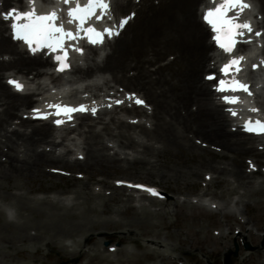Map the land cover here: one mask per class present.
<instances>
[{
	"label": "bare ground",
	"instance_id": "obj_1",
	"mask_svg": "<svg viewBox=\"0 0 264 264\" xmlns=\"http://www.w3.org/2000/svg\"><path fill=\"white\" fill-rule=\"evenodd\" d=\"M2 1L3 7L23 4V0ZM253 1L256 13L263 15L258 26L264 28V0ZM205 2L206 0H140L136 4L133 0H114L113 10L117 16L122 15V11L136 12L132 18L130 33L125 36L124 29L122 35L109 44L110 50L104 53L100 61H95V54L90 55L94 51L91 48L83 58L85 66L81 67L77 63L67 74L73 79L82 78L94 70L99 73L102 71L91 82H78L70 89L54 90L55 96L65 97L86 92L95 94L104 86L112 89L116 84L137 87L142 91L141 96L151 105L150 126L145 121L133 123L132 120L111 114L112 112L107 117L97 118L84 114L73 128L65 127L61 135L56 136L55 128L50 122L34 121L21 116L26 113L25 109L31 107L32 95L13 92L5 81H1L0 74V264H31L27 260L31 254L29 249L32 248L31 252L38 254L44 247L53 249L58 254L55 262L75 264L71 260L72 254L79 246L80 239L89 231L109 226L125 229L143 226L147 223V214H157L164 208L163 205L159 206L160 201L156 202V198L152 197H147L157 205L152 212L144 204L135 202L132 193L136 191L129 189L130 193H127L124 182L128 180L122 178L110 182L104 177L95 180L88 177V180H93L100 187L92 188L88 182H83L76 183L71 190H61L69 195H32V179L44 174L51 175L46 166L56 165L60 169L66 167L71 172L80 169L93 173L103 171L106 167H114L115 164L118 166L119 161H124V170L127 168L130 176L140 177L144 174L146 178H151L156 174L166 181L171 177L175 178L178 173L174 166L165 165L159 159L165 150H176L178 153L185 151L186 155H194L198 151L199 155L209 152L219 155L223 161L214 162L212 157L201 159L187 174L196 177V168L204 167L205 174L208 171L215 174L209 181L218 179L219 182L227 176L233 177L243 189L241 194L232 199L234 207L229 202L215 201V198H223L224 193H207V188L196 196L209 194L207 203H215L214 209L203 207L198 199L190 205L205 210L208 214L209 211L222 212L232 217L233 222L225 220V225L232 232V223L237 224L236 228L239 230L236 235L245 241L247 238L244 232L250 238L254 236L250 229L244 227L247 222L236 217V211L239 212V204L246 206L240 196L246 190L263 189L262 181H253L251 178L254 172L242 169L237 163L230 166L228 161H234L247 153L254 164L260 162L259 156L264 154V150H258L257 146L264 145V139L243 134L228 123L226 114L213 97L212 82L205 81L201 75L202 68L209 66L206 62L212 60L208 51L213 48L209 32L198 15L199 6ZM5 32V23L0 18V71L9 70L5 72V79L20 73L29 82L35 80L39 93L48 91L51 81L43 78L45 70L37 69L38 66L49 65L48 58L27 55ZM262 38L264 41V32ZM170 54L172 59L163 61ZM27 73L32 77H28ZM55 80L57 79L52 81ZM105 96H110V92L106 91ZM116 109L117 107L114 108ZM120 111L133 113L131 118L138 115V112H144L141 107H120ZM13 118H18V122L13 124ZM73 131H76L75 136L70 135ZM198 136L218 147L217 149L220 148L219 152H215L217 149H204L195 144L193 137ZM65 154L69 156L64 157ZM79 154L83 155L82 159L78 158ZM141 164H147L146 171L142 172ZM156 166L158 168L154 173ZM103 188L109 190V197L105 196L107 194ZM141 196L146 197L144 194ZM108 200H114L115 207L106 206ZM186 202L185 199L173 200L179 206ZM127 208L135 212L131 216L114 219L116 215L121 216ZM102 209L109 211L105 218L98 217L97 211ZM111 236L116 237L114 233ZM153 238L148 241L156 246L146 244L140 249L141 257L151 259L152 262L148 264H179L169 256L167 245L159 243L157 235ZM212 238L229 240L224 231ZM254 238L264 247L263 235H256ZM88 239L91 242L88 248L83 251L79 249L74 255L81 260L78 264L131 263L130 258L133 256L125 248L105 253L104 249L100 250L94 236H89ZM227 255H224L226 261ZM32 258L38 260L33 256Z\"/></svg>",
	"mask_w": 264,
	"mask_h": 264
},
{
	"label": "rangeland",
	"instance_id": "obj_2",
	"mask_svg": "<svg viewBox=\"0 0 264 264\" xmlns=\"http://www.w3.org/2000/svg\"><path fill=\"white\" fill-rule=\"evenodd\" d=\"M130 28L131 26H129L126 30L125 36L130 33L132 29ZM201 72L203 73L204 70ZM105 74L107 75V73ZM112 84L113 82L110 83V85ZM121 87L128 91H138V88H135L134 86ZM197 138V141H204L210 145V143L204 138H200V136ZM184 152L185 151L178 153L176 150H165L162 152L159 159L163 160L165 165L170 167L174 166L178 173V176L175 178L171 177L166 181L157 177L156 174L152 175L151 178H146L144 174H142L140 177L130 176L127 174L128 169L126 168L124 170V162L119 163L118 166L115 164L114 167H106L103 171H93V173L80 169L75 171L74 169V179L70 178L71 176L67 177L51 173V169L58 167L56 165H51L52 167L46 166L48 168V172L51 175L44 174L43 176H38L32 179L31 184L33 186L32 188L34 189V192H31V194L45 195L47 192H49V194L55 193L60 195L61 193L64 194L61 192L62 189L63 191H67L73 188V185L76 183L83 182H88L92 188H98L100 185L95 184L93 180L101 179L103 177L110 182H112L113 179L122 178L131 181H141L145 183L156 184L166 194V199L163 202L160 201L159 205L160 207L163 205L164 208L157 214H147L149 215L147 218V223L143 226L131 227L129 229L109 226L105 229L89 231L87 235L80 239L79 246L75 248V251L72 254L73 257H71V260L75 264H78L79 261H81L80 258L74 257V255L77 254V251L79 249L83 251L91 244L88 239L89 236H94L97 239L100 250L104 249L105 253L110 250L111 246L114 248H125L128 250L130 255L133 256L130 258V264L151 263V259L141 257L140 249L146 244L156 246L148 241L155 235L158 236L157 239L159 243L161 242V244L167 245L169 256L173 260H176L179 264H197V260L198 264H224L225 254H228L227 264H264V247H262L258 240L254 238L256 235L264 236V165L262 164L259 168V171L254 172L251 178L255 182L262 181L261 186L263 189H252V191L246 190V192L242 194L243 196H240L242 203H245L246 206L244 207L242 204H239V212H237L238 215L236 216L247 222L244 227L250 229L251 233L254 235L250 238L248 235H246V232H244L247 238L246 242L250 245V248L245 250L242 247L243 239H238L232 234L235 229H238L236 228L238 227L237 224L232 223V232L230 227L225 225V220L233 222L232 217L222 214V212L213 213L209 211L210 214H208L204 212L205 210H200L190 205V203H192L191 201L193 197H195L198 193L203 192L205 183L207 182V176L211 175L213 178L215 174L210 173V171H208V174H205L206 170L204 167L196 168V177H190L187 173L190 172L195 164L201 159L212 157L213 161L218 163L223 160L219 155L211 154L210 152L209 154L202 153L200 155L198 154L200 151L194 152V155H186ZM263 157L264 154H260L259 159H263ZM246 159L250 161L252 160V157L249 156V154L244 153L238 158L234 159V161L229 160L228 162H230V166L231 164L233 165L234 163H237L241 165L242 169L248 170L247 163L245 161ZM141 167L142 172L146 171V168H148L147 164H141ZM47 168H45V170ZM157 168L158 166L153 169L154 173ZM63 169L66 168L63 167ZM45 172L47 173V170ZM80 174H82L83 177H77V175ZM88 177H92L94 179L88 180ZM206 188L208 190L207 193L209 191L217 193L223 192V198L215 199L218 202H225L227 204L232 200V198L238 196L243 191L241 185H239L231 176H227L226 179L219 182L218 179H211L208 182ZM44 189L46 190L43 191ZM103 189L107 190L105 188ZM205 195L210 197L209 194ZM105 196L109 197V195ZM174 199H185L187 202L183 206H179L173 203ZM140 202L144 204L150 212L157 208V205L151 203L148 198H141ZM106 206L115 207L114 200H108V204H106ZM98 207H100V205ZM134 212L135 210L127 208L122 212L121 216L116 215L114 219H122L125 215L131 216V214ZM108 213V209L97 211L99 218H105L106 214L109 215ZM218 231H224L229 237V240L225 241L224 239H213L212 237L215 236V233ZM113 233L116 235V237L111 236ZM119 237L124 239L120 240ZM105 241L109 242V246H105L103 244ZM234 243L238 244L236 255H233V253H228L229 251H234ZM223 245L225 246L223 247ZM31 249H29L31 254H29L27 258L31 264H64L62 261L55 262L56 256L58 254L53 249L51 250L44 247L38 254L31 252ZM32 256L38 260H33ZM18 258L23 260L19 256ZM244 258H246L245 261L243 260Z\"/></svg>",
	"mask_w": 264,
	"mask_h": 264
},
{
	"label": "snow or ice",
	"instance_id": "obj_3",
	"mask_svg": "<svg viewBox=\"0 0 264 264\" xmlns=\"http://www.w3.org/2000/svg\"><path fill=\"white\" fill-rule=\"evenodd\" d=\"M36 0H29L30 10L27 12H17L13 10L10 13L4 15L5 19H13L16 23H13L12 27L14 29L15 38L23 40L29 45L33 52L39 51L43 48H49L53 51L57 49L64 52V56H57L56 60L60 63L59 71H64L68 66L67 61V50L64 45L66 41H75L80 36V32L83 31L87 37L89 43L96 44L102 43V37L104 33L112 35V28H105L102 31H98L94 24H90L89 21L95 17L96 21H101L104 19L103 15L97 14V9H102L106 14L108 9V4L105 0H57V3H62L65 5H71L66 10L67 23L75 24V31L71 29H65L64 23L57 24V21L61 19L59 12L53 8L51 11L46 13H38L35 8ZM249 5L245 0H213V7L208 9L204 14V20L208 23L213 32L217 35L213 38L216 40L217 45L227 54L231 55L235 50L237 44L250 43L251 41L241 40L245 35V30L248 33L253 32V28L248 22H239L240 14L248 8ZM21 21H26L21 23ZM127 23L126 20L120 22V27ZM88 24V27L85 25ZM118 34V33H115ZM221 35L227 40L224 42L221 40ZM255 35L260 36V32H256ZM73 47L74 51L80 52L83 54V49L79 47ZM244 56H232L227 64L221 69V72L227 77V79H220L217 85V91L222 93H236L238 91L247 92L248 95H251V92L248 91V86L243 82L236 79L233 73H239L242 71V62L244 61ZM264 63V61H262ZM253 67H256L255 65ZM208 79H216L214 76H209ZM10 84H13L17 90H22V85L16 81H9ZM131 99V97H130ZM223 100L226 103H238L240 98L238 96H223ZM136 103L140 104L143 101L136 100ZM57 109H62L64 114L68 115V118L71 119L70 113L76 111H85L87 110L85 106L81 105L79 108H70L65 105H52ZM38 111V110H37ZM94 111V110H93ZM232 115H237L236 112L229 109ZM251 111H258V109H251ZM60 112H57L56 115H59ZM42 118H47V115H44ZM63 121L56 120V123L59 125ZM244 128L246 131L255 132L256 134H264V121L248 120L245 122ZM136 187H142L137 185ZM153 195H158L154 189H145Z\"/></svg>",
	"mask_w": 264,
	"mask_h": 264
},
{
	"label": "water",
	"instance_id": "obj_4",
	"mask_svg": "<svg viewBox=\"0 0 264 264\" xmlns=\"http://www.w3.org/2000/svg\"><path fill=\"white\" fill-rule=\"evenodd\" d=\"M246 246H248V245H246Z\"/></svg>",
	"mask_w": 264,
	"mask_h": 264
}]
</instances>
